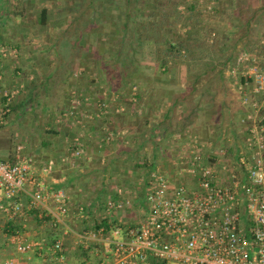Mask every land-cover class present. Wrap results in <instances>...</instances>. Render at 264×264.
Segmentation results:
<instances>
[{"label": "rangeland", "instance_id": "1", "mask_svg": "<svg viewBox=\"0 0 264 264\" xmlns=\"http://www.w3.org/2000/svg\"><path fill=\"white\" fill-rule=\"evenodd\" d=\"M132 1L135 3L134 6L145 11L146 16L138 18L143 21H140V26L144 28L149 21L151 9H154L151 3L156 0ZM192 2L196 3L193 16L197 15L196 17L203 21L207 33L210 32L205 41L206 45L197 49L192 55L177 58L176 64L167 68L161 67L156 46L143 43L138 49V44H131V40L122 38L121 16L125 12V0H10V5L7 4L14 12L25 11L26 23L31 29L26 42L36 47L33 49H38V52L33 51L36 55L35 60L40 58L38 61H41L42 53L39 52L51 47V51L43 55L47 57L43 64L45 67L43 76L47 77L48 72L52 75L47 85L38 83L41 87L37 86L32 99H27L26 93L22 91L13 94L12 103L9 105L10 112L4 114L6 98V101L0 103V160H10L11 155L16 154L18 148L23 149L22 153L26 154L25 148L27 146L29 148L30 142L33 144L32 149L40 150L35 154L44 155L45 149L42 143L48 141L49 135L50 137L59 135L49 131L62 128L64 133L49 143L58 145L62 149L65 146V154L56 158L59 159L57 165L58 169L61 168L58 170L61 175L72 174L78 178L74 179L73 183L70 182L72 183L70 188H63L70 195L73 208L67 222L76 231L97 229V225L104 219L135 222L138 216H141V196L150 169L157 168L169 173V178H173L175 174L179 175L175 167L180 165V156L185 154L180 144L185 140L183 134L186 135V139H196L202 145L209 146L208 142H204V139L195 133L182 132L172 135L168 130H158L157 133H153L150 119L146 120L145 113L144 119L140 118L142 120L136 122L139 127L147 126L149 130L147 134L145 131H138L134 135L129 127L112 130L115 126L111 123H116L120 118L127 116L128 108L125 102L116 106L109 105L116 114L113 118L119 116V119H113L110 124L111 119L97 116L93 106L90 110V103L98 104L100 100L109 99L111 104L113 97L118 95L108 92L110 76L106 73L114 63L113 58L117 56L115 44L122 39H124L122 57L126 55L127 58L126 63L122 58V62L117 65L116 74H120L122 78L117 79L116 83L120 85L122 83L125 87L127 83L129 84L131 79H128V76L132 72L130 63L137 61L143 74L140 81L137 80L133 84L132 92L140 91L143 87V79H162L168 82L183 79L179 80L180 90L189 91V84L193 82L200 93L207 94L208 99L205 104L212 107L213 113L209 116V120L212 119L211 123L215 128L217 126V131H221L222 134L223 130L228 131V128L245 131L246 127L252 124V119L255 118L252 114L253 108L250 105L243 106L238 87L236 89L235 85L240 82L245 70V66L238 62L241 53L246 52L253 57L256 56L259 61L258 66L264 69V57L261 60L262 47H264L262 46L264 45V0H192ZM134 6L130 7L133 9ZM43 8L49 10L48 23L45 26L41 25ZM179 10L184 12L186 8L180 6ZM75 20L77 24L71 25ZM248 21H251L250 25ZM190 24L191 21H187L186 27ZM67 27L70 28L65 30ZM93 29L98 30L88 39L86 34L94 31ZM81 31L84 36L83 42L79 43L77 38ZM13 54L12 52L11 55ZM104 58L111 61L106 63L105 66H109L106 69L105 66L100 68L99 63ZM41 71L42 67L37 66L35 75L40 77ZM184 79H188L189 82L185 83ZM115 86L118 88L117 85ZM124 86L120 90L124 89ZM75 99L79 100L80 104L74 105ZM15 100L19 104L17 109L14 108ZM114 101L116 102L113 104L119 102ZM73 105L77 108L72 109ZM114 106H122L124 109L116 112ZM242 107L247 110L246 113L242 112ZM225 109H230L231 113L227 115ZM70 111L74 113L71 115ZM183 120L178 118V123ZM173 121L176 120L171 118L167 122L172 124ZM152 122L155 123L153 119L151 124ZM138 126L136 124L135 128L139 129ZM109 132L120 134L108 141L106 138ZM227 137L231 139L228 134ZM240 139L242 140L241 136ZM77 140L82 143L81 146L77 144L82 150L79 156L74 155L77 148H74V143L75 141L78 143ZM212 143V148L203 149L204 155H212L214 151L231 148L230 156H233L235 150L243 149L244 145L235 147L226 143L219 145ZM55 171L57 170L53 168L51 172L54 177L57 175L53 173ZM78 174L82 177H78ZM52 184L53 181L48 182V185ZM118 188L124 189L125 199L131 204L120 210L107 211L104 203L110 196H114ZM73 189L81 193L80 197L75 196L77 202L70 194ZM82 205L89 211L78 216L74 208ZM74 236L72 242L70 241L73 248L72 257L67 264L96 262L97 257L93 252L95 244L82 243ZM123 238L122 233L116 236L118 241Z\"/></svg>", "mask_w": 264, "mask_h": 264}, {"label": "built area", "instance_id": "2", "mask_svg": "<svg viewBox=\"0 0 264 264\" xmlns=\"http://www.w3.org/2000/svg\"><path fill=\"white\" fill-rule=\"evenodd\" d=\"M8 50L2 47L1 53L9 54ZM238 62L245 66L238 83L240 97L253 108L255 117L243 149H236L233 156L231 148L204 155L203 149L212 148L213 143L206 147L196 139L181 142L186 155L180 156L181 163L175 167L179 175L169 178V173L157 168L148 173L141 216L135 222L115 219L109 221L110 230H70L66 226L73 211L70 195L63 188L50 187L37 166L21 156V148L16 160H0V212L15 222L37 212L60 234L54 240H29L24 227L16 226L9 233L16 250L27 254L43 248L52 261L64 264L63 236L71 233L82 243L95 244L97 261L84 264H264V69L256 56L246 52ZM13 96L5 95L4 114L11 111ZM116 96L117 100L120 96ZM107 101L100 100L95 106L97 116L105 117L112 110ZM74 102L80 104L77 99ZM74 105L72 109L77 108ZM119 134L109 132L106 139L111 141ZM77 144L82 143H74V155L79 156L82 150ZM54 167L50 162L41 172ZM128 204L124 189L118 188L105 206L111 211ZM74 210L80 215L87 212L83 205ZM121 233L123 240H116Z\"/></svg>", "mask_w": 264, "mask_h": 264}, {"label": "crops", "instance_id": "3", "mask_svg": "<svg viewBox=\"0 0 264 264\" xmlns=\"http://www.w3.org/2000/svg\"><path fill=\"white\" fill-rule=\"evenodd\" d=\"M9 2L10 0H0V56H1L0 57V103L6 101L5 95L7 93L18 94L21 91L26 93L27 99H31L29 93L36 91V89L38 88L37 86H40L38 85V83L47 85L50 81V73H51L48 72L47 77L43 76L45 69L43 64L45 58H47L44 57L43 55L45 53L50 52L51 47L48 48V50L42 49V51L39 52L42 53V55H40V57L42 58L41 61H38V59L40 60V58H36L37 61L35 60L36 55L33 54V51L36 50V52H38V49H33L36 47L34 45H31V43H28L29 44L28 45L26 42L28 40L27 37L30 34V30H31L28 27V23H26L27 15L25 14V11L24 12L17 10L15 12L12 11V9L8 6L10 5ZM41 25L45 26V24H42V22ZM5 45L11 49L9 51L10 55L7 54L5 55L1 53V48L5 47ZM262 48L263 51L261 53V60L264 57V47ZM12 52L15 55L14 54L11 55ZM41 63L43 66L41 65ZM37 66L38 68L39 66L42 67V71H41L42 74L40 75V77L35 75L36 74L35 69L37 68ZM179 80H183V79H176V81H169V82L167 80L163 81L162 79H143L142 80L143 87L138 92L139 94L137 93L139 95V99L134 98L133 93H131L130 96H125V94L123 96H120L118 98L120 100L117 99V101L119 102H117L116 104H113L116 102L114 101L116 100L115 97H113L114 99L113 101H111L113 102L111 103V105H115V106L117 104H121V103L123 104L124 102L127 104L129 109L126 112L127 116L123 117L124 120H122L123 118L119 119L118 116L116 118L119 120H117L116 123H111L113 119L116 120V118H113V116H116V114L112 113L113 114L112 115L111 111H109V113L105 115V117H103L102 119H111V121H109V124L111 123L112 125L115 126L114 129L112 130L115 129L119 130L124 127H129L134 135L138 131L139 132L145 131V133L147 134L149 132L147 126L139 127L138 123L136 122L138 120H142L140 118H143L145 113L147 114L146 120L149 121L150 119V125L152 126L151 131L153 133L154 132L157 133L158 130L171 131L172 135L174 133L176 134L182 132L187 134L195 133V134H199L204 139V142H208L209 144L206 143L208 145L214 142L215 145L226 143V144H230V146H235V147H238L239 145L242 146V144L244 143L243 141H245L247 138L246 135L248 134L247 131L248 127H246L245 131H239L236 129L228 128V131L223 130V134L221 133V131L220 132L217 131L218 130L217 126L215 128L214 125L211 123L212 119L209 120V116H211L213 113H212V107L209 104H205V101L208 99L207 94H205L204 92L200 93L199 90L197 89V86L193 82L189 84L190 85L189 91L180 90ZM184 81L185 83H187V81L189 82L188 79H184ZM238 83L239 82H237L235 85L236 89L238 87ZM96 104L90 103V110H92L93 107L95 108ZM137 105H139L138 108ZM14 106L15 109L19 107L17 100L14 101ZM243 106L247 107L245 105ZM244 107H242V112L246 113L247 110ZM130 109L133 110L131 111ZM225 110L227 112V115L231 113L230 109H225ZM214 115H216V113H214ZM171 118L173 120L174 119L176 120L173 121L172 124H170V122H167L171 120ZM178 118H183L184 119L183 122L178 123ZM152 119L153 121H155V123L152 122L151 124ZM136 124L139 129L135 128ZM55 131H57L59 134L57 136H60L62 135V133H64L62 128L57 129ZM227 134L230 135L231 139L227 137ZM183 135H182L183 138L185 140H188L185 137L186 135L185 134ZM57 136L50 137L49 135L48 141L42 143L45 149L43 153L44 155L35 154L40 152V150L32 149L33 144L31 142L29 143V148L28 146L27 148H25V151L27 152L26 154L22 153L23 149L21 150V156L23 158H29L31 162L37 166L38 170L40 171V173H42L44 179L47 181V184L48 182L49 183H51L52 181L54 182V184L49 185L50 187H56L57 185L61 187V185L63 184L68 185L70 184V182H73L74 179L76 180L78 179L74 177V175L72 174L65 175L66 173H62L61 175V173L58 171L61 170V168L59 167L60 169H58L57 161H59V159L56 158L63 156L66 150H65V146L62 149L58 145L56 146L55 144L49 143ZM240 136L242 137V140L240 139ZM17 154H18V150L16 154L11 155L10 160L11 161L16 160ZM50 162H54L56 165L54 169L57 171L53 172L57 174L55 177L52 176L51 174L52 171L48 173L41 172L42 168H44L46 164ZM79 176L80 175L78 174V177ZM80 177H82V175ZM72 191L75 193H71ZM71 192L70 194L72 196V199H74V201L77 202L75 196H79L81 193H79V191H76L74 189L71 190ZM77 215L80 216V214ZM6 226L8 228L7 231L9 233L16 226H20V227L23 226L24 230L27 233V238L29 240H34V239L54 240L55 238H58L60 235L59 233H55L51 229L49 222H44L43 220H41L37 212H33V213L31 212L27 218L25 217V219H20L17 222L10 220L9 217L5 216L0 212V264H59L52 261L49 257H47V254H45L43 248L41 250L40 248H35L29 251L27 254L19 253L16 250L15 245L11 241L9 233H6L5 230L3 229ZM66 226H68L69 229L71 227V225L67 221H66ZM73 236L74 235L71 233L69 235L63 236V240L65 241V250H66L65 253L67 255V260L64 264H67L72 257L73 248H71L72 246L70 241L73 238ZM90 253L93 254L92 252Z\"/></svg>", "mask_w": 264, "mask_h": 264}, {"label": "trees", "instance_id": "4", "mask_svg": "<svg viewBox=\"0 0 264 264\" xmlns=\"http://www.w3.org/2000/svg\"><path fill=\"white\" fill-rule=\"evenodd\" d=\"M126 6H125V12H123V15L121 16L123 18V25L120 30V33L122 34V38H127L128 40H131V44H138V49L141 44L143 43H151L157 48V52L159 55V62L161 67L167 68L173 64H176L177 58L181 56L186 55H192L194 52L199 49L203 48L206 45L208 34L207 30L203 27V21L196 16H193L195 10H196V3L192 2V0H156L153 4L151 3V6H153L154 9H151L149 14V21H147L144 28H142L140 25V18L141 16H146L144 13L145 11H142V8L134 6L135 3L132 0H125ZM150 4V3H148ZM130 6H134L133 9ZM180 6H184L186 8V11H180ZM49 18V10L47 8H43L41 11V22L42 24H47ZM150 19H153V21H150ZM160 20V21H159ZM198 20V21H197ZM191 21V24L186 27V22ZM143 22V21H141ZM251 22V21H250ZM250 22L247 23L250 25ZM72 24H77V20H75ZM91 27V26H90ZM70 28V27H69ZM68 27L65 30L69 29ZM184 28H186V31L184 32ZM87 33V37L89 39L90 35H94L96 30ZM201 32L203 34H201ZM146 34V35H145ZM149 34V35H147ZM83 32L81 31L77 42L81 43L83 42ZM156 36L157 38H155ZM86 37V40H87ZM99 39V37H98ZM123 44L124 39L121 40V42L115 44L117 45V56L113 58V62L111 64L110 70L107 71V75L110 76L109 79V86H108V92H114L118 93V95H124L130 96L131 93H133V97L136 99H139V93L132 92L135 84L139 79H141V74H143L140 71V66L137 63V61L130 63V70H132L130 76H128V79H131L129 84L127 83V86L125 87L122 83H116L117 79H121L120 74H116L117 65L119 63L123 62L126 63L125 56L122 57L123 52ZM123 58V59H122ZM110 59L104 58L100 60V68H103L107 62ZM123 63V64H124ZM106 67L109 66H105ZM167 70V69H166ZM165 70V72H166ZM52 75V74H51ZM50 75V78H51ZM117 85L118 88L115 86ZM129 85V86H128ZM124 86V89L120 90ZM129 87V88H128ZM125 90V91H124ZM29 93V92H28ZM30 98L32 99L35 94L34 91L32 93H29ZM129 109V107L127 106ZM126 109V110H128ZM131 111L133 109H130ZM113 109L111 110V114L113 113ZM49 133H56L57 131H49ZM152 168L150 169V171ZM149 171V172H150ZM73 183V182H72ZM72 183L68 185H61L60 188H70ZM57 185L54 188H58ZM105 204V203H104ZM87 209V208H86ZM89 211V210H87ZM33 213V212H32ZM9 224V223H8ZM7 224V225H8ZM105 227L107 230H110L112 225L109 223V219H104L100 224L97 225V229ZM16 228V227H15ZM14 228V229H15ZM6 233H9L7 230V226L3 228ZM13 229V230H14ZM86 251H84L85 254Z\"/></svg>", "mask_w": 264, "mask_h": 264}]
</instances>
